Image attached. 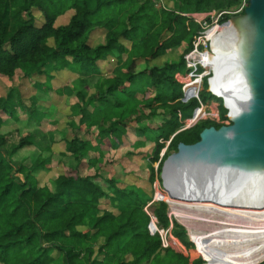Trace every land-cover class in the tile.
<instances>
[{
	"label": "trees",
	"instance_id": "trees-1",
	"mask_svg": "<svg viewBox=\"0 0 264 264\" xmlns=\"http://www.w3.org/2000/svg\"><path fill=\"white\" fill-rule=\"evenodd\" d=\"M241 4L0 0V76L12 78L20 70L26 77L45 73L50 78L46 71L68 70L83 86L63 120L72 133L58 154L64 172L43 185L40 177L50 171L51 160L45 155L52 153L53 134H47L48 142L44 134H36L44 141L40 145L34 135L22 137L7 149L1 128L6 118L17 119L16 105L12 90L0 98V264H203L194 254L163 248L159 234H150L145 208H151L158 229L169 230L186 251L193 247L187 231L170 221L164 196L153 201V188L148 193L141 181L161 184L162 163L179 143L194 144L204 129L223 126L205 120L179 131L199 103L180 101L175 75L185 73L184 56L202 28L220 13V25L242 15L247 0L241 12L232 13ZM95 34L99 39L91 43ZM182 47L176 59H167ZM106 64L108 69H103ZM209 76L202 78V103L208 100ZM86 77L97 81L89 86ZM217 105L220 121H227L222 101ZM126 146L141 153L144 169L125 174L120 166L116 171L112 155ZM27 147L36 148L39 155L18 163L10 159ZM144 149L148 151L141 152ZM131 176L137 182H129ZM262 259L264 250L252 264Z\"/></svg>",
	"mask_w": 264,
	"mask_h": 264
},
{
	"label": "water",
	"instance_id": "water-1",
	"mask_svg": "<svg viewBox=\"0 0 264 264\" xmlns=\"http://www.w3.org/2000/svg\"><path fill=\"white\" fill-rule=\"evenodd\" d=\"M229 24L238 33L231 36L232 42L224 43L227 51L213 56L207 91L221 99L230 124L204 129L198 142L179 143L167 156L159 177L169 197L175 186L201 187L210 176L239 184L264 175V0H247L243 14L222 26ZM209 51L212 53L211 42ZM221 77L229 102L211 89L213 80ZM153 186L155 201L158 192L155 183ZM148 229L154 230L153 223Z\"/></svg>",
	"mask_w": 264,
	"mask_h": 264
},
{
	"label": "bare ground",
	"instance_id": "bare-ground-1",
	"mask_svg": "<svg viewBox=\"0 0 264 264\" xmlns=\"http://www.w3.org/2000/svg\"><path fill=\"white\" fill-rule=\"evenodd\" d=\"M237 33V27H232L231 24L225 28L224 26L213 27L207 33L206 38L211 41L212 53L204 55L205 67L209 70L213 68V56H221L223 52L227 51L224 48V43L232 42L231 36H235ZM219 79L221 81L218 78L213 80L211 89L229 102L230 97L222 87L224 80L222 77ZM211 177H208L209 180L203 182L202 185H208V187L218 185L220 187L222 183L233 181L232 179L224 180L221 177H217L219 181H215ZM212 181L216 183L214 184ZM239 184L247 194L246 197L243 196L244 193L219 196L218 190H214V188H208V191L213 189L218 194H208V191L205 194H199L196 191L191 193L187 191L189 188L187 186H175L170 191L188 197V199L203 198L210 201L209 204H202L203 202L200 201L190 203L191 201L176 199L171 207L175 208L178 217L185 218L191 223H195V219L201 218V223L202 220L207 219L211 223L217 224L214 228L212 225L204 226L203 229L211 231L212 234L204 232L203 235L197 237L191 233V237L199 243L215 264H252L260 258L261 252L264 250V175L250 177ZM192 226L193 224H191Z\"/></svg>",
	"mask_w": 264,
	"mask_h": 264
},
{
	"label": "crops",
	"instance_id": "crops-1",
	"mask_svg": "<svg viewBox=\"0 0 264 264\" xmlns=\"http://www.w3.org/2000/svg\"><path fill=\"white\" fill-rule=\"evenodd\" d=\"M66 19L67 17L64 16L63 21L65 22ZM47 44L52 47L53 40L49 39ZM107 65H103L102 68L106 67L108 69ZM46 76L43 73L26 77L20 70H17L12 78L0 76V98L6 97L11 90L13 91L12 101L16 105L15 112L17 117V119L6 118L5 124L1 128V133L7 136L9 132L20 130V125H24L26 129L22 137L34 135L33 140L39 145L44 141L48 142L50 134H53L52 139L55 143L50 147L52 153L51 155H45L49 156L51 160L50 174L54 168V161L60 159L58 154L64 151L63 140L71 139L59 137L57 132L67 131L63 127V118L68 114L69 107L72 104L68 103L66 94L69 82L76 80L78 75L68 70H61L52 72L51 76H48L50 78ZM43 83H46L48 90L36 87L37 84L41 85ZM63 87H66L65 91L62 93L57 92ZM52 121L54 122L53 125L51 124ZM51 126H53L52 129H55V132L48 129ZM36 134H44L45 140L43 141ZM38 155L39 151L36 148L27 147L18 151L12 158L19 162L24 159L33 160Z\"/></svg>",
	"mask_w": 264,
	"mask_h": 264
},
{
	"label": "rangeland",
	"instance_id": "rangeland-1",
	"mask_svg": "<svg viewBox=\"0 0 264 264\" xmlns=\"http://www.w3.org/2000/svg\"><path fill=\"white\" fill-rule=\"evenodd\" d=\"M216 18V17H215ZM214 23V22H213ZM213 23H211L210 25H208V27L210 28L212 25H214ZM219 26H222L220 24H218ZM226 27V26H225ZM224 27V28H225ZM99 33V32H98ZM99 37L97 34L95 35H92V38H91V43H96L98 41ZM183 47L178 49L177 51L175 52H172L171 54H169V56L167 57V59H176L180 54L181 52L183 51ZM209 50V49H208ZM210 52V51H209ZM204 71H209V68L208 69H205ZM22 72V71H21ZM46 73L51 76V73L52 71H46ZM87 81L89 82V86H92L91 84H93L94 82L97 81V78H92V77H86ZM46 83H43L41 85L37 84L36 87H40L42 89H46L48 90V86L45 85ZM68 89H67V96H68V103L69 104H73L77 101V98L75 96V92L78 91V90H81V88H83V86L81 85L80 83V79H76L74 81H72L71 83L69 82V85H68ZM208 91H207V96H208V100L205 102V104H208L210 103L209 106H211L212 110H216L217 108V104L220 103V100L219 98H210L209 95H208ZM210 98V99H209ZM215 101V102H214ZM217 101V103H216ZM64 119V118H63ZM53 121L51 122V124L53 125ZM53 126L51 127H48L49 130H52L53 132H55V129L53 128ZM63 127L65 128V124H63ZM20 130H14V131H11L9 132V134H7V140H8V144L6 145V148L9 149L12 145H15L17 144L18 140L20 138H22V135L24 133V130L26 129L24 125H20ZM129 132V135L132 136L131 139L134 140V138H136L132 133L131 131H128ZM59 134H57L59 137H64V138H71V131L70 130H67V131H59L57 132ZM134 137V138H133ZM166 147H167V144H165L164 148L162 149V151L160 152V157L163 156V154L165 153L166 151ZM148 149H144L142 150L141 152H147ZM128 152H131L133 153L134 155H131L129 154ZM140 154L141 153H135V151L131 150L128 146H126V148H121L120 150L116 151L115 153H113L112 155V158L116 161V163L118 162V165L116 167V171H120V166L121 168L123 169V172H130L131 170H137V169H144L145 167V161L140 157ZM13 162H18V161H15L14 158H10ZM17 160V159H16ZM61 159H57L54 161V168L52 170V172L49 174H46V175H42L40 177V184H47V183H50V181L55 178L58 174H61L64 172V168L62 167V163L60 161ZM51 163V162H50ZM155 168H157V164L154 165ZM132 178V179H131ZM129 182H137V179L133 176L127 178ZM143 183V187L145 188V190L150 193L152 188H153V198H154V186H151L149 185V183L147 181H141ZM98 184L100 185H103V183L101 181H98L97 182ZM140 183V182H139ZM156 184V188H157V198L158 199H161L162 196H164V201L165 202H168L166 203L167 206H168V217L170 219V221H175L176 223H178L180 226H182L186 231H187V235H188V238H189V241L192 243L193 247L192 249H190V251H186L185 249L183 248H180L178 247L177 245H171L170 248H172L174 251L178 252V253H181V254H184L186 256H188L189 254H194V256L197 258V259H200L203 264H215L214 260L212 258H210V256L206 253V251L204 249H202L192 238H191V233H194V235H196L197 237H200L201 235H203V233L205 232L206 233H211V231H208L206 229H203L204 226H209V225H212V228H214L215 226H217V224H213L210 222V220H207V219H204L202 220V223L200 222L201 221V218L200 219H195V223H191L189 220L185 219V218H181V217H178L175 213V208H172L171 207V204L173 202H175L176 199H182L184 201H191L190 203H194V202H197V201H200V202H203L202 204H209L210 201H208L207 199H203V198H190L188 199V197H185L181 194H175V193H171L170 191V194L172 195V197L168 196L166 194V192L164 191V188L162 187L161 184H159L158 181L155 182ZM216 187V188H215ZM187 188V187H186ZM208 188H214L218 190L219 192V196L223 195V196H229L230 194L233 195V193H238V195L240 193H244V189L242 188V186L240 184H235L233 182H230V183H222L220 185V187L217 185V186H212L211 185L208 187V185H202L201 187L199 186H192V187H189L188 188V192H191L193 193L194 191H196V193H199V194H205L207 191H208ZM199 189V190H197ZM204 192H203V190ZM213 189H210L207 193L208 194H214L216 192H214ZM161 193L163 195H161ZM212 194V195H213ZM218 194V193H216ZM246 193H244L243 196L246 197ZM200 202H198L200 204ZM183 203V202H182ZM216 204V203H215ZM217 205V204H216ZM210 209H212L210 207ZM148 212H151V208ZM155 222V221H154ZM213 222V221H212ZM156 224V223H155ZM191 224H193V226L191 227ZM188 225V226H187ZM160 230V229H159ZM220 231V230H219ZM208 237H211L209 235H207ZM169 238V237H168ZM172 237H170V240L172 241L171 239ZM262 261H264V259H262L261 261H259L258 263L256 264H259L261 263Z\"/></svg>",
	"mask_w": 264,
	"mask_h": 264
},
{
	"label": "built area",
	"instance_id": "built-area-1",
	"mask_svg": "<svg viewBox=\"0 0 264 264\" xmlns=\"http://www.w3.org/2000/svg\"><path fill=\"white\" fill-rule=\"evenodd\" d=\"M159 1L161 2V0ZM244 6H245V0H242V4L238 8V10L232 13L236 14L241 12ZM221 14L222 13L216 16V18L213 20L214 23L212 22L214 25H212L210 28L208 26L202 28V31L199 32L198 37H196L193 49L184 56V65L186 69L185 73H177L175 75L176 81L181 85L182 98L180 99V101L182 103H186L189 100L195 99L199 103L198 107L194 109L192 116L189 119H186L182 122V127L180 128L179 131L188 129L198 121H205V120L215 123H222L223 125L230 124L228 120L223 122L220 121L218 107L214 111L212 110L211 106H209L210 103L208 104L202 103L199 99V94L202 90V85H201L202 78L210 75V70L208 72L204 71L205 69L208 68L204 66L203 59H204V55L210 53L208 49L211 42L207 40L206 35L213 27H218V28L223 27V26H219L217 22ZM199 70H201V72H199ZM145 211L148 213V215H150L151 218L150 223H153L154 225V230L149 229L150 230L149 232L151 234L154 233L159 234L162 241V247L165 249L170 248L171 245L173 244L182 248L180 244L170 235L169 230H162V229L159 230L157 228L155 224L156 219L147 211V208H145ZM170 237H172L171 238L172 241L170 240Z\"/></svg>",
	"mask_w": 264,
	"mask_h": 264
}]
</instances>
